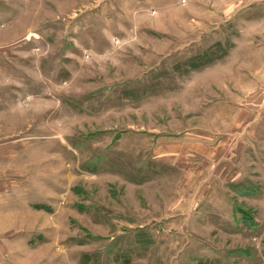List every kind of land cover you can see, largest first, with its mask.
Wrapping results in <instances>:
<instances>
[{
	"label": "rangeland",
	"instance_id": "obj_1",
	"mask_svg": "<svg viewBox=\"0 0 264 264\" xmlns=\"http://www.w3.org/2000/svg\"><path fill=\"white\" fill-rule=\"evenodd\" d=\"M255 0H0V264H264Z\"/></svg>",
	"mask_w": 264,
	"mask_h": 264
},
{
	"label": "crops",
	"instance_id": "obj_2",
	"mask_svg": "<svg viewBox=\"0 0 264 264\" xmlns=\"http://www.w3.org/2000/svg\"><path fill=\"white\" fill-rule=\"evenodd\" d=\"M257 11L260 10L261 5H264V0H255ZM251 21L255 20V23L257 26H260V23L262 22V26H264V6L262 8L261 14L259 17L248 19Z\"/></svg>",
	"mask_w": 264,
	"mask_h": 264
}]
</instances>
